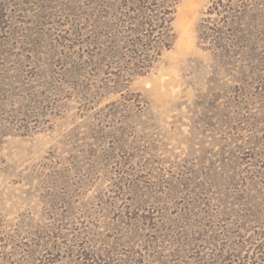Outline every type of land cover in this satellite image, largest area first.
<instances>
[{
  "label": "rangeland",
  "instance_id": "rangeland-1",
  "mask_svg": "<svg viewBox=\"0 0 264 264\" xmlns=\"http://www.w3.org/2000/svg\"><path fill=\"white\" fill-rule=\"evenodd\" d=\"M121 1L0 0V264H264V0L142 75Z\"/></svg>",
  "mask_w": 264,
  "mask_h": 264
},
{
  "label": "trees",
  "instance_id": "trees-1",
  "mask_svg": "<svg viewBox=\"0 0 264 264\" xmlns=\"http://www.w3.org/2000/svg\"><path fill=\"white\" fill-rule=\"evenodd\" d=\"M121 3L120 8H122L126 28L128 29L129 25L139 27V39L133 54L135 56V52H138L137 56L144 54L142 59L139 57V61H135L137 65L134 64L137 70H141L139 75H142V72L148 68L146 66L151 58L160 57L164 52L171 50L175 43L176 33L173 23L178 0H123ZM212 6L214 11L222 8L224 10L228 9L230 13L232 12L231 18H226L225 23L217 25L223 27L224 24H227L224 28L229 27L228 25H239L241 16L238 15H246L252 7L250 0H220L218 4L213 2ZM208 23L209 25L204 27L203 35L205 34V39L202 38L200 30V43L205 42L210 47L216 45L215 48L221 46L218 49H212L214 52L221 53L223 44H226L223 33L224 28L221 27L218 30L215 25L214 28L210 27L212 25L210 20Z\"/></svg>",
  "mask_w": 264,
  "mask_h": 264
}]
</instances>
